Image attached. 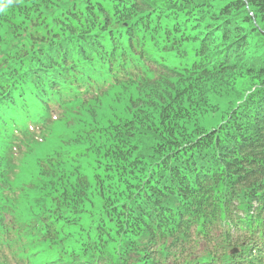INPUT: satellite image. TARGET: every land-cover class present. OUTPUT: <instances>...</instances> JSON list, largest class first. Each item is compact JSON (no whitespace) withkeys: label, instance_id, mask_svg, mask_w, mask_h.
Returning a JSON list of instances; mask_svg holds the SVG:
<instances>
[{"label":"trees","instance_id":"obj_1","mask_svg":"<svg viewBox=\"0 0 264 264\" xmlns=\"http://www.w3.org/2000/svg\"><path fill=\"white\" fill-rule=\"evenodd\" d=\"M185 73L190 102L230 75L254 82L209 131L173 124L187 106L163 103L158 129L169 130L156 132L151 163L125 151L130 136L152 133L147 118L79 122L109 93L100 77L174 94ZM56 123L77 126L76 148L61 140L14 188L18 163ZM84 170L129 187L119 203L103 191L114 206L91 221ZM0 264H264V0H10L0 13Z\"/></svg>","mask_w":264,"mask_h":264},{"label":"rangeland","instance_id":"obj_2","mask_svg":"<svg viewBox=\"0 0 264 264\" xmlns=\"http://www.w3.org/2000/svg\"><path fill=\"white\" fill-rule=\"evenodd\" d=\"M9 4L10 0H0V13H2ZM188 74L189 73H185L181 76L180 91L174 94H170L173 93L171 90H156V88H148L145 91L140 92L128 89L127 87L116 88L109 92L97 107L88 110L87 113L79 119V122H83V128L85 131L94 125L107 126L108 124L113 123L115 124L114 126H117V124H123L125 122L129 124L132 120L141 118V116L147 118L148 123L156 124L155 126L150 124L152 127V133L143 138L130 136L128 144L126 145V148L128 149L125 151L131 158L141 160L148 159L151 163L155 161L156 158L152 156L150 149L162 140V137L156 132L162 130L165 131L167 128V130H169V126L163 128L160 127L158 129V124L162 120V115L158 116V114H162L160 106L163 103L168 100L169 102L173 100L177 101V105L181 104L187 106L186 109H180L178 113L174 114L175 116L172 118L173 124L176 122L178 127H187L191 132H194V129L199 130L198 133L209 131L217 128L233 109L236 102L245 94L246 90L254 82L237 75H230L219 82L212 84L209 88L210 94L205 93L207 89L206 84L205 87L202 88V91L198 93V96L193 97L190 102L188 100L189 97H182L187 93L186 90L189 83ZM201 84L196 87H200ZM146 91L154 92L152 95L145 97L147 103L154 109L149 108V105L146 104L144 100L138 99L141 94ZM160 97H162V101H160ZM198 97L200 99L204 98V101L207 100L205 106L202 104L197 105L200 102ZM188 104H190V107H188ZM200 106H203V109H201ZM202 111L203 114H201ZM76 128L77 126L68 129L62 123L54 124L51 128V134L45 139V141L34 146L30 151V154L18 163V174H16L17 176L12 182V186L18 189L21 186L29 185L32 180H35L37 178L36 170H34V165H36L37 162L36 159H44L46 156L51 155L55 149L60 147L61 140H64L65 142L63 143L65 151L69 152L74 150L76 145L71 143L70 139L74 136L78 137V133H74ZM114 128L123 129V127ZM141 132L147 133L146 131ZM78 138L81 137L79 136ZM97 158L101 157L97 156ZM103 170L105 174H111L109 167H105ZM33 174H35V179L33 178ZM84 174L87 176L89 182V187L86 190L88 200L85 205L84 215V218L87 221H91L94 218V212L101 215L106 209L114 206L113 202H123L124 197L122 195H124V191L129 192L128 185H123L124 179H114V177L103 175L102 177L105 179V182L102 184L101 181L98 182V179L96 180L92 177L93 175L90 171L84 170ZM119 177L123 178L121 176ZM114 188L117 189L114 190ZM107 190L116 192L117 199L115 201H107L106 198L108 196L106 195V198H103L102 193Z\"/></svg>","mask_w":264,"mask_h":264}]
</instances>
